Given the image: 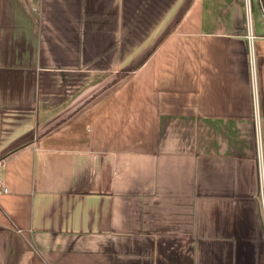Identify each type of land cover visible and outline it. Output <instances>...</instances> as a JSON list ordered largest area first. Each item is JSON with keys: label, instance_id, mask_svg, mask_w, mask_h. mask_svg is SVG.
Listing matches in <instances>:
<instances>
[{"label": "crops", "instance_id": "0c3cea01", "mask_svg": "<svg viewBox=\"0 0 264 264\" xmlns=\"http://www.w3.org/2000/svg\"><path fill=\"white\" fill-rule=\"evenodd\" d=\"M259 133V0H0V264H264Z\"/></svg>", "mask_w": 264, "mask_h": 264}, {"label": "built area", "instance_id": "2783aa9c", "mask_svg": "<svg viewBox=\"0 0 264 264\" xmlns=\"http://www.w3.org/2000/svg\"><path fill=\"white\" fill-rule=\"evenodd\" d=\"M256 120H257V126H258V128H261L258 114L256 115ZM257 144H258V151H259L260 159H261V156H262V140H261V134L260 133L258 134ZM261 161H262V159H261ZM263 169H264V166H263V161H262V163H261V170H263ZM1 193H4V194L8 193V189H6V188L3 189L2 191H0V194ZM263 220H264V201H263Z\"/></svg>", "mask_w": 264, "mask_h": 264}, {"label": "trees", "instance_id": "16d2710c", "mask_svg": "<svg viewBox=\"0 0 264 264\" xmlns=\"http://www.w3.org/2000/svg\"><path fill=\"white\" fill-rule=\"evenodd\" d=\"M260 1V6H261V9L263 10L264 12V0H259Z\"/></svg>", "mask_w": 264, "mask_h": 264}]
</instances>
